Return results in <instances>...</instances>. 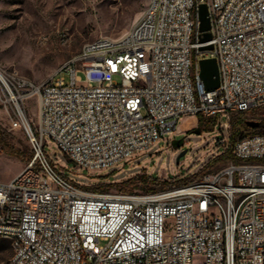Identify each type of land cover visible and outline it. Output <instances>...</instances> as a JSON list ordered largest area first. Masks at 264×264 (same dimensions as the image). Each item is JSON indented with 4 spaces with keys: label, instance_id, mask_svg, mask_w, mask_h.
Segmentation results:
<instances>
[{
    "label": "built area",
    "instance_id": "built-area-1",
    "mask_svg": "<svg viewBox=\"0 0 264 264\" xmlns=\"http://www.w3.org/2000/svg\"><path fill=\"white\" fill-rule=\"evenodd\" d=\"M200 3L208 42L200 40ZM202 53L218 63L213 91L200 75ZM0 105L34 152L0 181L8 264H195L196 256L264 264V132L234 144L238 162L151 193L87 192L45 149L52 144L96 173L169 142L183 116L264 108V0H149L124 35L87 43L48 79L0 66ZM230 135L220 138L228 141L222 152Z\"/></svg>",
    "mask_w": 264,
    "mask_h": 264
},
{
    "label": "rangeland",
    "instance_id": "rangeland-1",
    "mask_svg": "<svg viewBox=\"0 0 264 264\" xmlns=\"http://www.w3.org/2000/svg\"><path fill=\"white\" fill-rule=\"evenodd\" d=\"M149 0H0V66L32 78L36 82L51 77L66 61L99 37L119 38L142 16ZM196 52L194 51V56ZM199 55V59L204 57ZM193 76V75H192ZM35 100L30 99L29 113L34 116ZM195 116H183L177 134L169 142L161 141L148 153L103 170L88 172L60 149L48 144L45 149L52 159H58L59 169L87 192L96 184H114L136 175H147L165 182L169 188L196 180L205 165L221 154L228 144V131L234 122L258 121L264 129V108L252 109L241 114H231L220 119L222 128L211 133L193 131L198 124L191 122ZM189 120V122H187ZM251 131V126H247ZM0 129L8 141L23 156L33 154L30 141L24 131L11 129L5 109L0 105ZM174 140H182L174 144ZM31 161L5 152L0 146V181L6 182L22 171ZM226 163L212 166L214 172ZM163 190L160 184L156 186ZM165 188V189H166ZM109 186L104 192H118ZM137 192H143L140 185ZM120 192V191H119ZM169 222H173L171 219ZM12 250L0 253V264H8ZM195 264H201L196 256Z\"/></svg>",
    "mask_w": 264,
    "mask_h": 264
},
{
    "label": "trees",
    "instance_id": "trees-1",
    "mask_svg": "<svg viewBox=\"0 0 264 264\" xmlns=\"http://www.w3.org/2000/svg\"><path fill=\"white\" fill-rule=\"evenodd\" d=\"M198 124L197 127L194 128L195 132H203L208 131L212 132L215 129V126L218 122V118L214 116L205 117L202 115H197ZM247 121L237 120L234 122L233 128L231 130V135L229 138V147L222 152L220 155L214 157L211 161H209L202 170L196 174V179L200 178L207 171L210 170L212 166L219 165L221 163H226L229 161L238 162L239 160L233 155V147L234 144L241 138L252 135L257 132H264V129H260V127L251 128V131H248ZM182 140H174V144H178ZM0 146L1 148L10 154L21 157L24 160L31 161L33 159V154H28L27 156H23L19 151H17L14 146L8 141L4 132L0 129ZM194 179L189 180L188 182L193 181ZM157 184L161 185V188H166L168 185L165 182H159L157 178H153L152 176L147 175H136L127 180L116 182L114 184H103L99 183L92 186L90 189L96 193L104 192L108 190L109 186H115L120 192L124 193H136V189L142 185L144 187V191L141 193H151L158 191L156 187ZM11 249V243L8 239L0 237V253L2 251H6Z\"/></svg>",
    "mask_w": 264,
    "mask_h": 264
},
{
    "label": "water",
    "instance_id": "water-1",
    "mask_svg": "<svg viewBox=\"0 0 264 264\" xmlns=\"http://www.w3.org/2000/svg\"><path fill=\"white\" fill-rule=\"evenodd\" d=\"M199 29L203 33L201 42H208L212 39L210 32L211 22L209 17V10L206 3H200L199 8ZM213 45L202 47L201 50H211ZM200 75L204 81L206 91H213L220 85L219 67L216 58H202L200 60ZM247 124L253 128L259 127L258 121H247Z\"/></svg>",
    "mask_w": 264,
    "mask_h": 264
},
{
    "label": "crops",
    "instance_id": "crops-1",
    "mask_svg": "<svg viewBox=\"0 0 264 264\" xmlns=\"http://www.w3.org/2000/svg\"><path fill=\"white\" fill-rule=\"evenodd\" d=\"M187 122H189V120ZM191 122L197 123V116L193 117V120Z\"/></svg>",
    "mask_w": 264,
    "mask_h": 264
}]
</instances>
